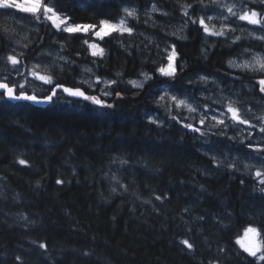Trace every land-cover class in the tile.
<instances>
[{"label": "trees", "instance_id": "obj_1", "mask_svg": "<svg viewBox=\"0 0 264 264\" xmlns=\"http://www.w3.org/2000/svg\"><path fill=\"white\" fill-rule=\"evenodd\" d=\"M45 2L75 24L118 22L125 7L136 9L139 19L130 24L131 37L113 33L104 41L95 40L105 50L103 57H93L84 43L93 42L90 33H61L50 21H37L39 29L20 57L23 73L38 54L57 50L67 61L48 72L54 84L117 100L112 109L63 93L44 108L0 100V264H251L235 239L249 223L264 226V193L253 168L241 167L242 162L230 168L234 161L221 156L227 151L238 156L246 144L217 133V128L198 125L203 135L186 129L180 122L182 112L167 110V102L161 108L156 100L165 89L197 96L191 90L197 84L203 89L200 76L221 78L225 91H240L254 113L263 99L257 86L224 73L243 45L260 47L264 42L248 32L235 43L234 33L208 37L184 16L185 4L208 6L188 9L192 19L205 12L209 16L217 11L213 0ZM254 3L249 0L247 7ZM153 5L157 10L151 12ZM13 32L0 21V80L8 82L17 81L6 60ZM168 44H175L180 55L174 82L155 71L166 63ZM84 64L93 67L96 77L115 80L113 89L121 95L103 97L81 82ZM141 73L153 78L135 89L128 80ZM54 84L47 86V94ZM25 90L43 93L29 85ZM164 113L167 122H149L148 116L159 114L161 120ZM21 158L28 164L20 165ZM58 179L64 183L57 184ZM183 239L194 244L193 251L180 243Z\"/></svg>", "mask_w": 264, "mask_h": 264}, {"label": "snow or ice", "instance_id": "obj_2", "mask_svg": "<svg viewBox=\"0 0 264 264\" xmlns=\"http://www.w3.org/2000/svg\"><path fill=\"white\" fill-rule=\"evenodd\" d=\"M218 0H213V4H217ZM249 0H238V3H233L231 5L227 4H221L219 7L226 8V11L228 13L227 16L223 17V22L220 24L219 30H216V25L213 24L211 27L209 26V23L207 21H210L213 19L211 16H207V13L205 12V15L199 16L197 19H192L189 17L188 9H191L192 11H195L196 7H202L207 8V5H192V4H185L184 8V16L188 18V21L192 25L198 24L200 28H202L203 32L208 34L209 36L214 37H220V38H226L229 33H234L237 29L234 27H231L230 25L235 22V20L239 21H245L248 25L258 26L253 31H259L264 33V0H259L258 4H253L251 8H248ZM257 7H260L261 11H257ZM0 8L2 9H14L18 12H22L24 14L31 15L34 20L39 21L41 19L47 20L51 22V25L59 30L61 33H69V34H78V33H84V34H91V38L93 39V42L89 43L88 40H85L84 43L87 44L88 49L91 50V55L93 57H103L105 54V50L100 46V44L94 42L96 39L100 41H104L105 38H110L113 33H119L120 36L123 38L125 35L128 37H131L134 35V27L130 26L131 23H134L138 21L139 17L137 15V12L134 9H130L129 7L123 8L124 16L121 17L118 22L114 23L111 20L108 19H102L99 21V27L96 24H69V17L62 16L59 11L55 7L49 6L48 3L45 2V0H25V3H19L18 0H0ZM237 8L240 9V11H237ZM153 10L156 11V6L153 5ZM221 16H223V13H221ZM183 30V29H181ZM252 33H250L251 35ZM172 35H176V33H172ZM183 38V37H181ZM257 40L264 42V35H260L255 37ZM240 40V37L237 36L232 43H235L236 41ZM159 47V45H157ZM166 54V63H161V65L155 69L157 73L161 77L165 78H171L172 81L177 78V48L175 44H172L170 46V50L168 47L164 49ZM246 53L250 54V50L245 49ZM63 59V57H61ZM6 60L8 63L12 65V71L16 73L17 76H22L25 78L24 83H17L15 81H9L4 82L3 80H0V100L4 99L5 97L7 99H15V100H27L32 101L34 103H42L47 101H52L53 97L58 96V89H62L64 93H67L70 96L73 97H82L85 100L92 101L94 104L99 105L101 107H107L112 108V104H107L106 101L99 98L95 95H87L84 90H82L81 87H65L60 82H55L52 76H46L41 75L40 72L36 71L35 68L31 70L28 75H31L33 78L43 81L44 84L47 85H53L50 89L51 94L42 93V94H28V92L25 91V86L27 83V79L25 74L20 70L18 67L21 65L20 59L16 55H8L6 57ZM229 67L234 68H240L243 70H246L248 72L253 73L254 75L258 74L261 78L258 80L259 85V92L264 93V56L260 54H254L251 56L250 60H245L243 63H233L232 60L228 61ZM36 67H39L37 65ZM85 71H91V69H85ZM119 75V74H118ZM141 75L144 77L142 81L137 80H130L128 81L129 84H131L133 87L137 89H143L145 86V83H147L149 80L152 79L151 76H149L146 73H141ZM199 81L207 85L208 84V78L205 76H200ZM97 82H102L100 77H97ZM212 83L215 84L216 80L213 79ZM116 84L115 80H109L107 81L108 87L111 85ZM98 86V85H97ZM108 87H106L103 90L104 96L109 95H115L120 96V92H116L114 89L112 91L108 90ZM207 90V89H205ZM165 101H171V103L174 105L176 109L186 108L189 113H196L197 107L193 106L192 103H189L187 99H181L179 98V95L177 94H171L167 89L163 90L162 94L159 95L158 99L156 100V103L159 107L165 108V104L162 102ZM216 103H219L217 101ZM205 108H209V105L205 104ZM170 111V109H167ZM223 117V118H221ZM172 120H178V116H172ZM148 120L152 124H161L163 121H160L159 117H153L148 116ZM209 120V116L207 112H204L199 119L198 123L200 125H205L206 121ZM228 120H231L232 127H236L239 125H249V129L255 128V125L251 124L250 120L245 119L243 117V114L241 112V109L238 107H234L232 103L227 104V110L226 113H221L220 116L212 115L210 117V121H214V125H211L212 127H218L220 129L221 135H224V129H227L229 127V124L227 123ZM260 120H264V117L258 118V122ZM182 123V126L186 129H189L193 132L202 133L200 127H196L192 123H183L182 120H180ZM259 131L261 134H264V126H261L259 128ZM248 136H252V131L249 130ZM229 139H235L234 137H230ZM247 147L249 149H252L254 153H256V159L259 161L260 167L256 168V171L254 173L255 177L258 178L259 184L262 186L259 188V191L261 193H264V171L261 169H264V141L258 144H254L251 139H249V142L247 144ZM250 159L252 157H249ZM18 163L20 165H27L28 161L25 159H18ZM126 163L125 161H121V164ZM219 166V164H218ZM228 167L236 169V165L234 163L229 164ZM253 167L251 164H244L245 169H249ZM112 179L114 181H117V177L113 176ZM57 184L64 183L63 180H56ZM243 183V181H241ZM126 190V189H125ZM113 192L116 191V188L112 189ZM165 197L163 196H156L157 200H163ZM185 212L189 211L187 208L184 209ZM26 219V218H25ZM197 219L203 220V217H198ZM221 226H225L223 224V221H218ZM35 243V242H34ZM182 245L186 247L188 251L194 250V244L191 243L188 239H183L180 241ZM235 243L239 246V249L241 250V254H246L247 258L251 259V264H264V226H256L252 223H249L248 226L243 228L242 234H238L235 239ZM39 247L42 249H46L47 245L45 243H40ZM221 253L225 251V249L221 248L219 249ZM17 261H22V258L20 256H17L15 258ZM210 264H218V262H211Z\"/></svg>", "mask_w": 264, "mask_h": 264}, {"label": "rangeland", "instance_id": "obj_3", "mask_svg": "<svg viewBox=\"0 0 264 264\" xmlns=\"http://www.w3.org/2000/svg\"><path fill=\"white\" fill-rule=\"evenodd\" d=\"M250 1H254V0H250ZM18 2L23 4V3H25V0H18ZM254 2L259 3V0H255ZM217 3H218L216 5L217 11L216 12L214 11L213 13L209 14V16L213 17V19L210 21H207V22L209 23L210 27L213 24H215L216 30H219L220 24H221V22H223V17L228 15L226 8H221V7H219V5H221V4L231 5L233 3H238V0H218ZM156 9H157V7H156ZM134 10L137 11L136 9H134ZM237 11H240V9L237 8ZM151 12H154L153 7H151ZM221 13H223V16H221ZM0 21L2 24H5L7 28H10L12 31H14L12 35H9L11 49H12V50L10 49L11 50L10 54L16 55L21 61V58H20L21 55H23L25 53L26 48L29 46L28 42H26V41H28L31 38V36L33 35V32L35 30L39 29V24L37 23L36 20L33 19V17L31 15L24 14L22 12H18L17 10H14V9H2V8H0ZM68 23L69 24H75V23H71L69 21H68ZM114 23H116V22H114ZM230 26L237 29L234 32V34H237L236 37L241 35L242 32H244V31L248 32V33H252L256 36L264 35V34L260 33L259 31H253L258 26L253 27V25H248L247 22H245V21L235 20V22L232 23ZM182 27L183 26H181V28L179 30L180 32L181 31L184 32V27L183 28ZM181 29H183V30H181ZM208 37H209V35H208ZM89 43H91V42H89ZM170 46H171V44H168V46H167V47H169V50H170ZM255 47L256 46H252V45H243L241 47L242 49L237 53V55H235L236 57H234L232 59L233 63H243L245 60H250L251 56L254 54H260V55L264 56V50H257ZM245 49L250 50V54L246 53L244 51ZM50 50L51 51H49L48 53L45 52V53L38 54V59L32 60L30 62V65L28 66V72L24 73L26 76V79H27L25 89L29 85V87L33 88L35 91H38L40 93L41 92H43V93L49 92L47 84H44L43 81H40V80L33 78L31 75H28V73L35 68V70L40 72L41 75L50 76L48 74V72L50 71L52 66L57 65V64L61 65L62 62L67 61L66 60L67 58L64 55H62L60 51L52 50V49H50ZM178 56H179V53H178ZM178 56H177V58H178ZM61 57H63V59H61ZM37 65H39V67H36ZM228 67H229V65H228ZM229 68L236 69V70H243V69L234 68V67H229ZM85 69H91V71H85ZM179 71H180V69L178 67L177 73ZM146 74H148L149 76H151L153 78V76L150 75L149 73H146ZM16 77H17V79H16L17 83H24L25 82L24 77L17 76V75H16ZM79 78H80L81 82H83L87 86L92 87L94 89H97L98 90L97 93H99L103 97H104L103 90L106 87H108L107 81L113 80L111 78H104V79L100 78L102 82L98 83L93 67L90 65H87V64H84L81 66V73H80ZM143 79H144V77L141 76L139 78H134V79H130V80L142 81ZM130 80H128V81H130ZM212 80L213 79H210V77H208L209 82L207 85L210 86L208 88L203 87L204 86V84H203V86H202L203 89H201V88L198 89L199 85L197 84L196 87H194L191 90V92H193V91L196 92L197 96L190 95V94H185V95L177 94V95H179V98L187 99L189 103H192L193 106L197 107L196 113H189L186 108L176 109L174 107V105L171 103V101H165V102H167V104L169 106V108H167V109H170V111L177 110L179 113L182 112L181 113V120L183 121V123H192L196 127L198 125H200L198 123V121L201 118L202 114L204 112H207L208 116H209V120L206 121L205 125H203V126H206L209 129L217 128L216 132L221 134L220 129L218 127H212L211 126V125H214L215 122L210 121V117L212 115L220 116L221 113H226L227 104L232 103L234 107H238L241 109L243 117L245 119L250 120L251 124L255 125V128L249 129V125H239L236 127H232L231 125L233 122L231 120H228L227 123L229 124V127L227 129H224V133L231 136V137H234L235 139L237 138L238 140H240V143H243V142L248 143L249 139H251V141L254 144H258V143H261L262 141H264V134H261L259 131V128L261 126H264V120H260L259 122H258V120H255L256 118L258 119V118L264 117V107L261 108V110H257L258 111L257 113L256 112L252 113L251 112L252 107H248L245 104H241V103H243V101H241L239 99V96H237L236 94H230L229 92L225 91V86H223L221 84L220 78L215 79L216 80L215 84L212 83ZM146 84L147 83H145V86H146ZM129 85H131V84H129ZM133 88H135V87H133ZM135 89H137V88H135ZM205 89H207V90H205ZM108 90L112 91L113 85L108 87ZM171 94H174V93H171ZM113 96H114V94L109 95V96H105V97L111 98ZM199 96H201V98ZM217 101H219V103H216ZM205 104L209 105V108H205L204 107ZM157 116L160 119V115L158 114ZM221 118H223V117H221ZM160 121H163V123L165 121L167 122L166 113L162 114V119ZM249 130L252 131L251 137L248 136ZM242 155L243 156H235V154H230L229 151H227V152H225V155H221V156L224 159H228L230 162L234 161L233 162L234 164H236L237 162H242L241 167H244V164H246V163L251 164V165H253V167H251V168L254 169L253 170L254 172L256 171V168L260 167L259 161L255 158L256 153L249 151L248 156L245 154H242ZM238 157H240L241 160H239ZM249 157H252V158L250 159ZM261 170L264 171V169H261Z\"/></svg>", "mask_w": 264, "mask_h": 264}, {"label": "flooded vegetation", "instance_id": "obj_4", "mask_svg": "<svg viewBox=\"0 0 264 264\" xmlns=\"http://www.w3.org/2000/svg\"><path fill=\"white\" fill-rule=\"evenodd\" d=\"M255 1V0H254ZM260 33H262V32H260ZM262 34H264V33H262ZM253 35V40H255L256 38L255 37H257L256 35H254V34H252ZM255 36V37H254ZM250 37H251V35H250ZM257 50H264V46L263 45H261L260 47H258V46H256L255 47ZM178 52V51H177ZM179 53V52H178ZM180 56V55H179ZM179 56H178V58H177V64H178V59H179ZM234 58V57H233ZM232 58V59H233ZM231 59V60H232ZM228 71L230 72V73H224L225 74V76H231V77H233V78H235L236 80H239V81H241V82H244V81H246V82H249L250 80H252L253 78H254V76H252L253 75V73H251V72H248V71H246V70H236V69H231V68H228ZM185 72V71H184ZM248 73V76L246 75ZM233 74L234 75H236V76H238V78L236 77V76H233ZM252 74V75H251ZM240 76H241V78H240ZM250 76H252V77H250ZM221 79V78H220ZM257 79H254L253 80V84L255 85V86H257V90L259 91V85H258V82L256 81ZM221 84L224 86V84H225V81L224 80H222L221 79ZM241 87H243V85H241ZM240 92V91H239ZM239 92H238V94H237V96H239ZM242 93H244V91L242 90V92H241V94ZM259 94H260V97L261 98H263V102H262V104L264 105V95H262V93H260L259 92ZM252 95V94H251ZM239 99L241 100V101H243V103H241L240 101V103L241 104H245L246 105V102L242 99V96H239ZM256 116V115H255ZM257 117V116H256ZM259 117V116H258ZM255 120H258L257 118L255 119Z\"/></svg>", "mask_w": 264, "mask_h": 264}, {"label": "water", "instance_id": "obj_5", "mask_svg": "<svg viewBox=\"0 0 264 264\" xmlns=\"http://www.w3.org/2000/svg\"><path fill=\"white\" fill-rule=\"evenodd\" d=\"M228 73H230V72H228ZM237 78H238V76H236ZM240 78H241V76H240ZM259 79H257L256 81H258ZM65 87H72V86H69V85H66V84H63ZM82 88V87H81ZM82 90H84L83 88H82ZM0 91H2V90H0ZM58 91V94L59 93H63V94H65V95H67V96H69V97H73V96H70V95H68L67 93H64L63 92V90L62 89H58L57 90ZM85 91V90H84ZM86 92V91H85ZM29 94V93H28ZM49 94H51V93H49ZM86 94L87 95H92V94H90V93H88V92H86ZM263 95H264V93H262ZM57 97V96H56ZM56 97H53V100L52 101H47V102H42V103H34V102H32V101H27V100H15V99H8V100H10V101H12V102H21V101H24V102H29V103H31V104H33V105H35V106H38V107H47V106H49V105H51L52 103H53V101L56 99ZM73 98H76V99H79V100H82V101H85V102H87V103H90L91 105H93V106H95V107H97V108H101V109H105V108H107V107H101V106H99V105H96V104H94L92 101H89V100H85L84 98H82V97H73ZM117 100V99H116ZM116 100H114V101H106V103L107 104H112L113 105V107L115 106V102H116ZM105 101V100H104ZM112 107V108H113ZM111 108V109H112Z\"/></svg>", "mask_w": 264, "mask_h": 264}, {"label": "bare ground", "instance_id": "obj_6", "mask_svg": "<svg viewBox=\"0 0 264 264\" xmlns=\"http://www.w3.org/2000/svg\"><path fill=\"white\" fill-rule=\"evenodd\" d=\"M256 29V28H255ZM238 32V31H237ZM245 32V31H244ZM246 36H247V34H246ZM255 37V36H254ZM244 38V37H243ZM246 38V37H245ZM247 41H248V39H247ZM247 76H248V73L246 74ZM252 75V74H251ZM253 76H254V78L252 79V80H250L249 82H253V80L254 79H260L261 77L257 74V75H254L253 74ZM250 77H252V76H250ZM208 78V77H207ZM210 79H212V78H210ZM4 82H8V81H4ZM258 82V81H257ZM148 83V82H147ZM254 85V84H253ZM252 86V85H251ZM255 86V85H254ZM92 90H94V88H92V87H90ZM26 92H28L29 94H35V93H33V92H29V91H27V90H25ZM93 95V94H92ZM263 95V94H262ZM264 97V96H263ZM6 98V97H5ZM7 99V98H6ZM117 99V98H116ZM8 100V99H7ZM10 101V100H9ZM21 102H24V101H21ZM262 102H263V99H262ZM264 107V105L262 104V107L261 108H263ZM257 110H261V109H257ZM257 110H255V112L257 113L258 111ZM243 143H245V142H243ZM246 144V147L242 150V152L240 153V154H238V156H243L242 154H245V155H247L248 156V154H249V151L250 152H253L252 151V149H249L248 147H247V144L248 143H245ZM251 155V154H250ZM252 156V155H251ZM238 158H240V157H238ZM248 164V163H247ZM249 169H251V168H249Z\"/></svg>", "mask_w": 264, "mask_h": 264}]
</instances>
